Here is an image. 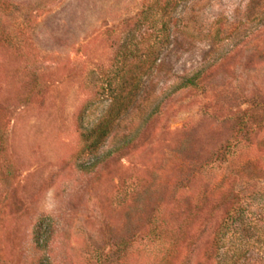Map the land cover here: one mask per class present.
Here are the masks:
<instances>
[{"label":"rangeland","instance_id":"obj_1","mask_svg":"<svg viewBox=\"0 0 264 264\" xmlns=\"http://www.w3.org/2000/svg\"><path fill=\"white\" fill-rule=\"evenodd\" d=\"M4 1L23 50L0 43V264H215L220 221L264 213V0H173L152 54L148 0ZM205 61L202 89L172 88Z\"/></svg>","mask_w":264,"mask_h":264},{"label":"trees","instance_id":"obj_2","mask_svg":"<svg viewBox=\"0 0 264 264\" xmlns=\"http://www.w3.org/2000/svg\"><path fill=\"white\" fill-rule=\"evenodd\" d=\"M172 1L148 0L147 4L144 5V9L136 15L137 21L140 23L147 22L150 27L155 29L154 42L150 47L149 54L158 51V48L170 37V33L168 32L169 13L166 7H171L170 2ZM7 6L4 0H0V43L5 44L7 47L23 50L19 38L22 35L21 27L18 25H8L5 22L8 17L6 13ZM219 32V30L214 31L213 43L219 41ZM17 38L19 39L17 40ZM136 57L138 61L137 64H134V70H137L139 67H143V70H145L153 62V59L149 60L147 59L148 56L143 57L142 54L136 55ZM147 60L150 61L148 66L145 64ZM208 63L209 61H205L195 71L178 76L172 88L176 91L188 88L202 89V72L204 73V70L208 67ZM135 73L136 71H134ZM128 80V78H123L120 85H116L115 89L109 93L110 103L104 117L82 131V136L88 150H95L111 134L117 120L126 111L129 102L133 100L134 90L132 87L129 88L131 85L126 88ZM126 137L124 135L123 144H119L114 150H117L129 141H127ZM249 210L246 205L241 203L231 210L232 212L225 219L220 221L218 229L214 234L210 252V254H214L215 264H238L245 250L251 247L256 248V250L257 248H262L259 251L260 253L256 255L260 257L254 259V262L258 261V264H264V254L262 255L261 253L264 252V213L252 217L248 215L251 212ZM241 224L245 227L244 229H241ZM35 233L37 237L40 236V230L36 229ZM37 246L40 247L41 243H37ZM38 264L41 263L39 262Z\"/></svg>","mask_w":264,"mask_h":264}]
</instances>
